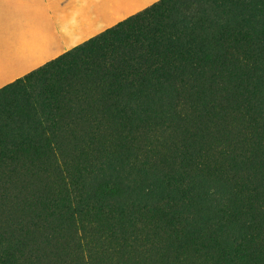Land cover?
Returning <instances> with one entry per match:
<instances>
[{
  "label": "trees",
  "instance_id": "1",
  "mask_svg": "<svg viewBox=\"0 0 264 264\" xmlns=\"http://www.w3.org/2000/svg\"><path fill=\"white\" fill-rule=\"evenodd\" d=\"M263 93L264 0H159L0 88V180L18 179L20 171L31 169L21 168L20 163L39 165L45 153L51 155V137L46 132L54 130L42 119L33 122L37 115L49 118L47 112H53L58 120L71 124L67 129L71 135L108 129L112 137L128 132L132 121L147 129L159 124L151 119L163 117V123H170L171 115L157 117L154 111L162 101L196 109L207 97L204 116L216 115L219 121L217 129L210 132L212 143L196 144L193 132L183 128L173 147L148 150L166 174L172 173L171 166L178 164L180 156L190 154L185 161L179 160L180 172L171 179L174 185L166 182L163 193H156V209L144 203L138 208L140 212L135 210V218L146 224L154 221V228L164 232L162 239L167 243L182 242L172 253L161 254L164 264L187 257V248L189 256L211 264H264V124L261 128L256 124L260 113L255 109L262 104ZM227 125L231 133L225 129ZM135 133L131 129L122 141L132 134L136 140ZM237 143L246 149L234 151ZM143 160L147 162L146 157ZM198 176L213 186L209 195L218 191L227 196L226 204L215 212L233 223L227 245L202 234L204 229H198L196 222L179 223V216L186 211L198 217L196 206L203 202V195L198 196L203 193ZM115 180L102 173L87 185L86 202L79 198L74 203L81 204L77 209L69 197H61L58 217L64 214L72 224L78 221L80 225L99 226L108 213L104 202L118 204L121 200L124 205L132 198L128 187ZM190 184L195 190L189 189ZM42 206L45 211L50 209L48 202ZM53 227L44 229L55 231ZM111 232L122 235L118 229ZM28 233L27 229L19 235L16 249V243L3 241L0 264H14L12 254L22 257L33 245L36 236L30 233L28 239ZM24 235L28 239L25 246ZM47 235L43 230L37 236L45 239ZM109 237L115 238L112 234ZM170 254L175 257L167 261Z\"/></svg>",
  "mask_w": 264,
  "mask_h": 264
},
{
  "label": "rangeland",
  "instance_id": "2",
  "mask_svg": "<svg viewBox=\"0 0 264 264\" xmlns=\"http://www.w3.org/2000/svg\"><path fill=\"white\" fill-rule=\"evenodd\" d=\"M136 1L148 5L128 17L142 12L159 0ZM49 15V10L43 0H0V88L16 78H22L37 70L75 46L71 43L69 47L68 42L60 40ZM60 37L63 36L60 35ZM207 100V97L204 98V102L207 103ZM261 102L262 104L255 106L256 111L260 113V117L257 121L255 120L260 128L264 124V99H261ZM206 103L204 105L202 103V106L200 103L196 109L193 107L189 109L186 105L173 107L169 100L162 101L154 106V111L157 117H166L168 113L173 117L172 121L163 123V117L160 120L151 119L154 124H159L150 129L137 121H132L129 123L130 130L136 132L134 137L137 139L133 140L132 134L126 141H122V137L126 136L130 130L112 137L108 136V129L96 133L76 132L71 135L67 132V129L72 127L71 124L58 120L53 112H47L49 118L37 115L39 119L35 118L33 122L42 119L45 125L54 130L53 133L46 132V135L48 136L49 133L51 137L49 138L51 155L45 153L39 165L20 163L21 168L31 169L27 173L20 171L21 177L18 179L0 180V247H4L3 241H10V244L16 243L14 244L16 249L20 246L17 244L19 235L22 236L23 232L28 229L27 238L30 239L29 234L32 233L36 236V241L34 240L33 245L25 249L22 257L16 252L12 254L14 264H146V262L164 264L165 261L162 260L161 254L163 252L172 253L175 247L182 242L167 243L162 239L165 237L164 232H159L154 228V221L146 224L136 219L135 210L144 203L147 207L156 209L158 206V194L156 193H163L161 188L166 182L174 185L171 179L173 175L176 176L180 172V170L177 171L179 160L185 161L190 153L186 152L183 157L180 156L177 160L178 164L171 166L172 173L166 174L154 163L153 156L146 152L159 150L161 146L173 147L179 140L178 131L183 128H189L193 132L196 144L210 142L212 136L210 132L217 129L219 121L216 115L209 119L205 118ZM256 103L254 102V105ZM129 106L135 108L130 103ZM200 106L204 108L201 109ZM215 111L218 110L215 109ZM232 126L234 127L233 124ZM226 128H228V133L232 132L229 125ZM259 132L260 130H257L258 134ZM261 133L264 134V130ZM232 135L234 137L233 133ZM229 141L230 138L226 145ZM234 143L236 142H233L231 146ZM214 144L216 145V142ZM235 147L238 150L234 151L239 152L243 148L246 149L245 145L242 147L238 143ZM168 149L171 150V148ZM164 152L165 150L160 151V153ZM143 157L147 158V162L143 160ZM102 173H106L114 180L117 179L115 181L128 187L132 198L130 197L127 204L122 205L121 200H118L120 202L118 204L111 201L104 202L102 206L108 209L107 217L97 227L90 224L80 225L78 221L72 224L64 214L58 217L60 212L58 201L61 197H69L70 204L75 209L81 207V204L74 206V203L79 198H82L81 203L86 202L83 196L84 191L87 192V185L93 184L102 176ZM182 176L180 173V177ZM197 179L203 186V193L198 195H203V202L196 206L198 217L186 211L181 214V217H185L186 220L179 216L181 219L179 223L196 222L198 229H204L202 234L215 237L216 243L227 245L232 234L230 226L233 223L229 222L226 217L215 214L219 211L221 204H226L227 196L218 191L213 196L209 195L208 190L213 186L207 183L204 176H198ZM189 187L195 190L192 184ZM80 188L84 190L78 192ZM261 190L264 194V187ZM139 201L143 202L138 204ZM44 202L49 204L50 209L47 211L42 206ZM212 203L218 204V207H212ZM38 211H40L38 214L40 217L31 224L30 220ZM138 211L141 210L138 209ZM47 225L54 226L55 231L45 230L44 227ZM110 228L111 231L112 228L120 230L122 235L118 238L109 230ZM43 230L48 232V238L42 239L43 237L37 236ZM234 230L236 232L237 227ZM111 234L115 238L109 237ZM121 238L122 240L119 241ZM23 239L21 241L23 240L24 245L28 239L25 235ZM190 251L187 248L188 256L177 258L175 264H211L209 260H199L189 256ZM174 257L170 254L167 261ZM236 263L238 262L233 264Z\"/></svg>",
  "mask_w": 264,
  "mask_h": 264
},
{
  "label": "crops",
  "instance_id": "3",
  "mask_svg": "<svg viewBox=\"0 0 264 264\" xmlns=\"http://www.w3.org/2000/svg\"><path fill=\"white\" fill-rule=\"evenodd\" d=\"M43 1L54 22L56 34L61 41L68 42L69 47L71 43H81L148 5L135 0Z\"/></svg>",
  "mask_w": 264,
  "mask_h": 264
},
{
  "label": "bare ground",
  "instance_id": "4",
  "mask_svg": "<svg viewBox=\"0 0 264 264\" xmlns=\"http://www.w3.org/2000/svg\"><path fill=\"white\" fill-rule=\"evenodd\" d=\"M21 179H22V178H21ZM21 182H22V181H21ZM21 182H20V183H21ZM4 186H5V185H4ZM4 186H3V187H4ZM30 186H31V185H30ZM40 186H41V185H40ZM26 187H27V186H26ZM17 188H18V187H17ZM37 191H38V190H37ZM37 191H36V192H37ZM3 192H4V191H3ZM39 192H40V191H39ZM1 196H2V195H1ZM18 198H19V197H18ZM5 199H6V198H5ZM1 201H2V200H1ZM12 201H13V200H12ZM16 201H17V200H16ZM15 204H16V203H15ZM2 210H3V209H2ZM8 211H9V210H8ZM2 213H3V212H2ZM8 213H9V212H8ZM1 215H2V214H1ZM5 217H6V216H5ZM1 220H2V219H1Z\"/></svg>",
  "mask_w": 264,
  "mask_h": 264
}]
</instances>
